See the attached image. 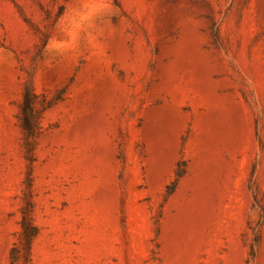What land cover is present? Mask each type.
<instances>
[{"label":"rangeland","instance_id":"374dc122","mask_svg":"<svg viewBox=\"0 0 264 264\" xmlns=\"http://www.w3.org/2000/svg\"><path fill=\"white\" fill-rule=\"evenodd\" d=\"M27 85L39 234L16 264H264V0H0V264Z\"/></svg>","mask_w":264,"mask_h":264},{"label":"trees","instance_id":"16d2710c","mask_svg":"<svg viewBox=\"0 0 264 264\" xmlns=\"http://www.w3.org/2000/svg\"><path fill=\"white\" fill-rule=\"evenodd\" d=\"M213 35L215 40L219 41V31L213 27ZM38 94H36L30 85H27L23 95L22 103V126L24 129V154L29 165L28 176L26 179L27 190L24 191V204L21 209V222L18 241L11 249L10 258L12 264H16L20 259L22 250L30 252L32 250L33 242L39 234V228L34 221L35 203L33 200V168L36 160L35 148L36 139L39 136L40 128L37 123L36 103ZM186 172L183 164L178 165L176 171L177 178H181ZM176 188V181L167 187V195L174 193ZM255 243L258 244V235H256ZM253 253V252H252Z\"/></svg>","mask_w":264,"mask_h":264}]
</instances>
